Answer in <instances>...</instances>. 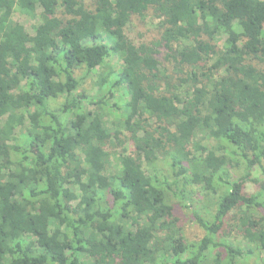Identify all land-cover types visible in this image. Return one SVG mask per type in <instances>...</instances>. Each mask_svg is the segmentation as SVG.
I'll return each mask as SVG.
<instances>
[{"label": "trees", "instance_id": "1", "mask_svg": "<svg viewBox=\"0 0 264 264\" xmlns=\"http://www.w3.org/2000/svg\"><path fill=\"white\" fill-rule=\"evenodd\" d=\"M0 264H264V0H0Z\"/></svg>", "mask_w": 264, "mask_h": 264}, {"label": "rangeland", "instance_id": "2", "mask_svg": "<svg viewBox=\"0 0 264 264\" xmlns=\"http://www.w3.org/2000/svg\"><path fill=\"white\" fill-rule=\"evenodd\" d=\"M15 20L24 24L30 31H33L34 26L37 25L38 20L37 18H29L20 14H15ZM130 32L134 34L135 37H137L139 40H143L147 43H150L152 41H155L159 38V28H158V21L152 19L149 15L146 17H135L132 19V22L130 23ZM141 36V37H140ZM160 59L163 60V56L159 55ZM108 64L115 69L116 71H118L121 67V62L118 59L117 56H112L111 58H109L108 60ZM97 78L95 75H93L92 77L86 78L85 81L82 84V87H80L79 91H78V97H83L84 95L87 96H96L97 95ZM113 113H110V120L115 121L116 118L118 117V111L117 110H112ZM109 113V112H107ZM20 133V131H19ZM18 133V134H19ZM125 135H127V133H124ZM201 138H203V140L201 141L203 143V145L208 146V147H213L216 143L215 141L212 139H208L206 138V136H204V134H201ZM126 148L128 150L129 153L132 152V143L128 142L126 143ZM116 150V149H115ZM117 150H121V148L117 149ZM115 155L114 154L112 156V162H114L115 164ZM254 177H258V178H262L261 172L260 170H256L254 172ZM255 191V185L249 183L246 187V192L248 194H252ZM188 229H187V233L188 236L190 238H196L200 235V229L195 226L192 225V223H189L187 225ZM232 232V231H231ZM226 232L221 234V238L226 239L228 243H232L235 246H241L243 247V249H247L244 245H246V242L242 239V237H240L238 234L232 232L231 233ZM238 235L235 236L234 234Z\"/></svg>", "mask_w": 264, "mask_h": 264}]
</instances>
